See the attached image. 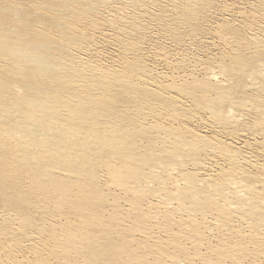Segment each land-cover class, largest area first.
<instances>
[{
    "label": "bare ground",
    "instance_id": "bare-ground-1",
    "mask_svg": "<svg viewBox=\"0 0 264 264\" xmlns=\"http://www.w3.org/2000/svg\"><path fill=\"white\" fill-rule=\"evenodd\" d=\"M144 1L0 0V253L12 260L264 264L263 172L242 170L217 135L178 122L207 116L218 135H264V39L238 44L233 28L210 29L238 46L216 61L168 59L191 71L154 88L137 56L111 72L76 62L77 24L98 6L132 9L110 23L137 52L132 33L143 27L132 31L130 15ZM177 1L142 13L172 42L201 32L207 2ZM162 112L171 121H158ZM255 141L264 152V136ZM208 155L224 161L218 175L199 174Z\"/></svg>",
    "mask_w": 264,
    "mask_h": 264
},
{
    "label": "rangeland",
    "instance_id": "rangeland-1",
    "mask_svg": "<svg viewBox=\"0 0 264 264\" xmlns=\"http://www.w3.org/2000/svg\"><path fill=\"white\" fill-rule=\"evenodd\" d=\"M157 1V5H151L149 0H145V6L139 10L142 11V13H153L159 10V4L161 7L169 5V0ZM206 1V6L202 11V15L197 26L198 30H201V32L197 33V36H194V38L185 37L183 40L181 39L178 42H172L167 35L163 34L162 30L160 29V23H158L159 21L156 22L154 19H150L147 14L141 13L140 17L130 15V21L134 22L132 31L136 32V27H143V29L139 31L138 35L132 33L134 35L133 40H136L138 43L137 52H134V50L129 52L124 51V46L129 44V39L127 36L121 33V28L118 26L120 23L117 25H112L110 23L111 18H124L131 13L132 9L121 4L115 7L112 5V7H95L89 12L88 19L86 21L83 23L81 22L80 25L77 24V30L81 29L82 27L85 28L86 26L85 29L83 28V31L85 30V34H83V41H80L77 47L72 48V53L75 57L77 56L76 59L78 58L76 62H80L84 66H97L99 69L102 68L101 70L107 72L120 69V65L124 59L137 56L140 59L141 66L144 67L142 68V72L145 74L143 77H147L146 80L142 79V81L146 82L148 80L146 83L151 84V87L154 88L156 87V85L153 84L154 81L157 83H162L164 80H169L166 78H169L171 75L173 77H177L178 75L183 76V72L188 73L191 71V68H184V70L181 68H175L177 71L176 72L175 69L172 68L171 61H174L175 58L180 59V57L177 55L180 56V54H183V56L186 57V54L191 56L194 53L195 57L198 55V57H201L202 59L216 61L221 51L226 52L231 50V46L237 47L238 44L247 43L248 40L246 42L245 39L252 40L253 37L264 39V4L263 2L259 3L261 2L260 0ZM116 9L119 10L116 11ZM137 14L138 12H135V15ZM165 21H168V19H165ZM93 22L97 23L96 27H92ZM220 25L227 26L235 30L236 37L238 38V44L234 43L233 45H224L225 41H218L215 38L214 40L211 39L210 36H213L211 31L213 28L215 29ZM191 43L194 46L191 45ZM161 50L167 51L168 57L165 55V58L163 56V51ZM189 56H187V58H191ZM168 59L172 60L170 61ZM181 99L182 98L179 100L183 103L184 101ZM245 110L248 111L247 109ZM163 113L166 116L165 112H162L161 115L164 116ZM162 116H159L161 118H157L158 121L162 122L164 118L165 123L166 121H171L167 116ZM206 117L207 116L201 117L202 120H197L196 117L194 119H190L189 121L188 119L179 118L178 122H182V124L187 123L185 125H189L188 131H192L198 136H207L206 138L208 139L211 137L215 139V136L217 135L220 140L229 147L230 152L236 155L239 166L242 170L250 172L251 175L260 172H263L264 174V152L262 150V146L258 145L255 141L257 139L259 142H261V139L264 135L254 134L253 136L248 129V132L245 129L239 130V133H235V135L231 136V138L225 136L224 134H220L221 132H219L218 135L216 125H212L211 120L209 121L205 119ZM147 119L150 120L149 118ZM210 156L208 155V158L205 157L200 167H198L200 169L198 172L202 176L218 175L219 170L224 166V161L220 160L219 158L213 159ZM255 187L261 188V185H255ZM209 220H211V218ZM211 223H213V221H211ZM261 233L262 235L264 234L263 232ZM205 234L204 237L211 235V233L209 234L208 231H206ZM159 236L163 237L164 235L160 233ZM212 240L216 241L215 238H212ZM187 248H189V246H187ZM183 257L185 258V256ZM25 258L20 260V256H18L16 259L12 260L10 253H0V264H41L37 261H33L32 257L30 256H26Z\"/></svg>",
    "mask_w": 264,
    "mask_h": 264
}]
</instances>
